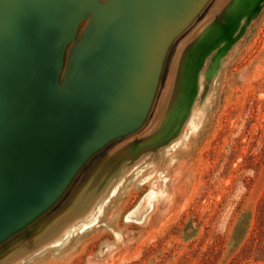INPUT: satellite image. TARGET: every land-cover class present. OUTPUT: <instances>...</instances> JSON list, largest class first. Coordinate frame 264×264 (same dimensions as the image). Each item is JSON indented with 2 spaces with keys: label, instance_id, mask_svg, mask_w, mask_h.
Segmentation results:
<instances>
[{
  "label": "rangeland",
  "instance_id": "obj_1",
  "mask_svg": "<svg viewBox=\"0 0 264 264\" xmlns=\"http://www.w3.org/2000/svg\"><path fill=\"white\" fill-rule=\"evenodd\" d=\"M263 199L264 0H211L144 125L0 244V264H264Z\"/></svg>",
  "mask_w": 264,
  "mask_h": 264
},
{
  "label": "water",
  "instance_id": "obj_2",
  "mask_svg": "<svg viewBox=\"0 0 264 264\" xmlns=\"http://www.w3.org/2000/svg\"><path fill=\"white\" fill-rule=\"evenodd\" d=\"M211 0H0V244L137 132Z\"/></svg>",
  "mask_w": 264,
  "mask_h": 264
},
{
  "label": "trees",
  "instance_id": "obj_3",
  "mask_svg": "<svg viewBox=\"0 0 264 264\" xmlns=\"http://www.w3.org/2000/svg\"><path fill=\"white\" fill-rule=\"evenodd\" d=\"M258 217H259V223H260L259 225L262 226V223L264 222V199L261 202V205L259 206Z\"/></svg>",
  "mask_w": 264,
  "mask_h": 264
}]
</instances>
